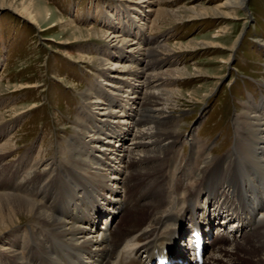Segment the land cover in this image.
Segmentation results:
<instances>
[{
	"label": "bare ground",
	"instance_id": "bare-ground-1",
	"mask_svg": "<svg viewBox=\"0 0 264 264\" xmlns=\"http://www.w3.org/2000/svg\"><path fill=\"white\" fill-rule=\"evenodd\" d=\"M119 1L126 14L123 21L130 18L137 38L143 36L148 14L144 12L151 11L144 8H151L157 0ZM245 2L227 0L224 7L229 13L225 14L235 16V9ZM35 5L36 0H24L15 11L37 25L35 8H40ZM131 10L135 16L130 15ZM206 13L193 11L183 16L158 9L154 26L163 18L179 23L185 18L206 17ZM110 25L112 33L79 28L69 20L47 28L66 27L79 34L76 41L105 38L103 47L111 57L107 60L100 49L101 56L91 60L97 66L98 79L91 90L82 93L83 121L75 123V134L62 146L67 151L62 167L55 158L50 167L41 165L35 148L26 150L13 165L16 160L8 159L18 150L15 135L12 137L14 126L0 127L1 136H6L0 146V264H143L158 245L171 246L173 255L182 258L178 264H196L194 253L178 237L197 221H202L204 234L211 233L214 239L209 243L203 238L201 264H264V95L259 102L249 96L233 118L234 150L242 156L239 162L243 164L245 159L251 169L241 165L236 174H227L230 152L222 158L209 154L194 170L197 154L193 152L183 174H161L185 128L178 121L189 114L180 110L187 96L181 89L155 86L163 80L161 74L145 73V59L151 52L157 53L156 47L144 46L141 38L125 39L118 23ZM261 41L258 43L264 47ZM179 45L185 51L190 48ZM142 63L144 68H140ZM163 75L179 80L190 74L183 68ZM187 93L189 100L199 104L211 95H201L199 90ZM17 112L11 111V116L20 114ZM0 119L4 117L0 115ZM37 151L44 152L42 148ZM219 159L226 160L217 164L226 174H211L209 165ZM221 212L237 218L236 233L225 232L222 225L218 234L210 232ZM104 215L103 228H99V218ZM109 217L112 221L106 226Z\"/></svg>",
	"mask_w": 264,
	"mask_h": 264
},
{
	"label": "rangeland",
	"instance_id": "rangeland-1",
	"mask_svg": "<svg viewBox=\"0 0 264 264\" xmlns=\"http://www.w3.org/2000/svg\"><path fill=\"white\" fill-rule=\"evenodd\" d=\"M23 1L0 0V115L4 117L0 119V127L14 126L12 137L15 135L18 150L8 159L16 160L13 165L26 150L35 148L41 165L50 167L51 159L55 158L62 167L67 160L63 159L67 158V151L62 146L75 134V123L83 118L82 93L91 90L98 79L97 66L91 60L99 58L104 49L102 55L106 53L111 61L109 51L103 47L107 43L105 38L83 37L76 41L79 34L68 32L66 27L47 29L69 20L79 28L110 33L113 32L110 23H118V31L125 39L141 38L144 46L153 45L151 48L156 47L157 53L148 54L145 73L161 74L163 80L155 86L163 84L162 90L181 89L187 96L181 101L180 110L189 114L178 121L185 128L167 156L161 174H183L193 152L197 154L194 170L209 154L222 158L231 153L227 174H236L241 165L252 168L244 157V163H240L242 156L234 150L233 118L249 96L259 102L264 95V47L258 43L264 42V0H246L243 7L235 9V16L225 14L229 13L224 7L227 0H157L151 8H144L151 11L144 12L148 14L144 35L139 34V39L131 29V19L123 21L122 15L126 14L119 7V0H36L35 6L40 8H35L37 25L15 11ZM158 9L183 16H190L193 11L207 15L185 18L179 23L163 18L155 27ZM33 10L30 12L34 16ZM129 13L135 16L132 10ZM237 38L240 42L233 51ZM152 39L154 42L150 43ZM179 44L190 48L185 51ZM168 49L171 51L167 52ZM79 56L88 58L86 63L79 62ZM140 68H144V63ZM183 68L188 69L189 77L168 80L163 75ZM193 90L211 95L199 104L188 98L187 92ZM15 109L20 114L13 117L11 111ZM189 135H193V140ZM5 139L0 131V146ZM39 148L44 152H38ZM219 160L209 165L211 174H226L217 167L226 160ZM27 170L32 172L31 168ZM103 222L100 220L97 227L103 228Z\"/></svg>",
	"mask_w": 264,
	"mask_h": 264
}]
</instances>
